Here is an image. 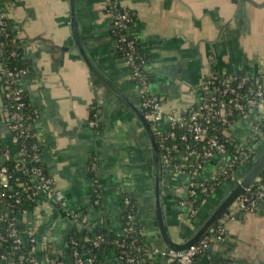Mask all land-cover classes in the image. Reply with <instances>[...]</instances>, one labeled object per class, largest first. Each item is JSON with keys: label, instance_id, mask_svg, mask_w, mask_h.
<instances>
[{"label": "crops", "instance_id": "1", "mask_svg": "<svg viewBox=\"0 0 264 264\" xmlns=\"http://www.w3.org/2000/svg\"><path fill=\"white\" fill-rule=\"evenodd\" d=\"M74 5L76 31L94 66L140 108L138 87L117 56L104 0H74ZM124 6L136 17L133 32L148 56L152 91L164 99L166 112H183L199 102L209 68L223 75L254 74L264 60V0H124ZM2 11L7 12L10 30L23 41L29 63L20 85L35 113V131L44 142L43 165L67 200V214L56 219L52 212L35 228L38 240L51 236L61 248L75 216L80 225L85 219L94 227L122 229V205L128 200L140 209L134 230L161 253L145 264H169L163 256L167 247L160 241L153 156L146 136L127 104L82 59L75 46L71 0H11L7 11L2 4ZM93 121L97 127L91 126ZM236 134L247 135L243 130ZM214 172V164L207 165L203 179L212 180ZM92 175L100 191L96 201ZM167 177L163 213L172 238L182 242L233 183L226 181L216 190L190 225L180 206L186 180ZM35 208L26 204L21 211L19 223L26 232L34 225ZM65 215L72 216L71 221L61 218ZM200 261L264 264V199L254 213H237L225 239ZM98 262L118 264L110 249L98 254Z\"/></svg>", "mask_w": 264, "mask_h": 264}, {"label": "built area", "instance_id": "2", "mask_svg": "<svg viewBox=\"0 0 264 264\" xmlns=\"http://www.w3.org/2000/svg\"><path fill=\"white\" fill-rule=\"evenodd\" d=\"M104 2L105 12L111 18L117 51L122 52V60L130 69L131 79L138 87L140 109L150 123L161 150L164 172L171 179L186 180V195L181 199L180 206L185 210L184 220L191 225L200 209L195 203L215 192L208 184L221 177L232 183L237 182L241 177L238 176L239 170L255 162L264 146V60L260 61L254 74L223 75L209 68L200 85L199 102L183 112H166L165 101L153 93L152 84L148 80L147 65L138 55L140 44L134 35L133 21L129 10L124 6V0ZM10 3L11 0H0V61L4 57L1 36L10 28L7 12L2 11V4L7 11ZM27 74L26 70L12 71L0 64V222L6 220L1 210L4 198H15L17 205L36 206L35 222L26 232L25 240L30 245L37 244V247H32L30 257L20 259L19 264H38L39 254L43 253L48 245L53 244V239L50 236L39 241L35 228L46 222L55 210L59 215L67 214V200L45 169L35 166V163L42 161L44 142L35 131V113L26 112V94L20 82ZM91 126L97 127L98 122L93 121ZM239 130H243L247 135L238 138L236 131ZM1 146H5L4 149H1ZM8 161H13L16 170L24 171L34 180L35 189L24 183L13 185L12 174L3 165V162ZM30 164L31 167L27 168ZM209 164H214L215 172L212 180L206 181L203 174ZM260 182L258 179L230 206L212 234L186 251L164 252L163 256L167 262L224 264L202 263L200 259L225 239L228 225L237 213L252 214L256 211L259 202L264 199V185ZM13 187L20 188L26 199L7 195ZM125 203L130 205L128 200ZM75 219L78 224V216H75ZM135 220L129 216L127 224H134ZM85 224L86 220L83 219L81 225H78L84 229ZM23 233L25 232L20 235L17 229H11L7 234L0 231V244L10 239L13 241V251L17 252L23 244ZM102 243L103 239L98 238L93 241V246L100 248ZM116 244L120 248V252L115 253L118 264H145L152 256L161 254L159 250L149 247L146 250L144 246L135 244ZM53 253L62 255L60 248L54 249ZM35 254L38 259H35ZM48 263L54 264V261ZM0 264L10 263L5 257H1ZM74 264L93 262H84L79 254L75 253Z\"/></svg>", "mask_w": 264, "mask_h": 264}, {"label": "trees", "instance_id": "3", "mask_svg": "<svg viewBox=\"0 0 264 264\" xmlns=\"http://www.w3.org/2000/svg\"><path fill=\"white\" fill-rule=\"evenodd\" d=\"M131 18H132V25L134 27L136 17L135 15L129 11ZM1 39L4 43V57L3 60L0 61V64H3L6 68L16 71V70H26L29 72V63L25 59L24 56V50H23V41L17 38L15 34L10 30V28L7 30L5 34L1 36ZM115 40V38H114ZM138 55L141 60H143L146 65H148V56H146L140 49L139 45ZM117 56L119 59H123L122 52L117 51ZM148 73V80L152 83V78L149 72ZM26 94V93H25ZM26 102H27V111L28 113H31L30 104L28 100V96L26 95ZM29 144V143H27ZM5 146H1V149H4ZM3 165L6 166L10 173L12 174V183L13 185L24 183L28 187H32L35 189V182L34 180L24 171H18L14 168V162L8 161L3 162ZM41 166L45 169L43 165V161L39 163H35V166ZM27 168L31 167L30 165L26 166ZM247 167V166H246ZM46 171V169H45ZM47 173V171H46ZM245 173V172H244ZM48 174V173H47ZM92 182L93 185L91 186L92 193H93V200L96 201L97 197L100 194V191L98 189V185L95 182V176L92 175ZM227 179L225 177L219 178L216 182L208 184L209 187L214 189L215 191L218 190ZM260 183L264 185V174H262L260 178ZM7 195L10 196H18L22 197V199H26L25 194L22 193V190L17 187L11 188L9 192H7ZM213 195V193L202 200H198L195 204L197 207H201L204 205V200L210 199V197ZM26 202V201H24ZM26 204H20L17 205L15 203V198H4L1 203V210L3 215L5 216V221L0 222V231L4 234H7L8 231L11 229H17L18 232H26V230L22 229V225L19 223V217L21 214V211L23 210L24 206ZM122 212H123V228L121 229H114L110 230L106 226H97L94 227L91 221H86V224L84 225L83 231H79L76 227L71 228L68 230V232L65 235L64 243L62 247L60 248L62 251V255L59 256L57 254H54V249H58L56 244H50L48 245L47 249H45L41 256V261L38 262V264H50L48 261H54V264H74V254L78 253L79 257L84 262H93V264H99L98 262V254L104 250V249H110L114 253L120 252V248L116 244L118 243H126L127 245L131 246L132 244H135V246H144V248L147 250V248L151 247L147 244L145 238L141 237V235L134 230L133 224H127V217H132L133 220L137 219L140 209L139 206L133 203H130V205H126L123 203L122 205ZM130 228L132 230H130ZM102 238L103 243L100 248H95L93 246V241ZM23 244L21 246V249L17 252L13 251V241L8 240L7 242L0 244V258L5 257L10 264H19L20 259H27L30 257V252L32 247H37V244L35 246L30 245L27 240L22 238ZM145 244L147 246H145ZM35 259H38V255L35 254ZM212 262V261H211ZM209 262V263H211ZM213 263H224V264H231L228 261H213Z\"/></svg>", "mask_w": 264, "mask_h": 264}, {"label": "water", "instance_id": "4", "mask_svg": "<svg viewBox=\"0 0 264 264\" xmlns=\"http://www.w3.org/2000/svg\"><path fill=\"white\" fill-rule=\"evenodd\" d=\"M257 6V4H256ZM71 9H72V28L74 32L75 38V46L79 50L82 59L85 61L90 71L96 76L111 92L121 98L127 106L131 109L135 117L141 123L144 134L146 136L147 144L151 150V154L153 156V164H154V199H155V207H156V217L157 223L160 230V241L165 244L167 250H172L176 252H183L191 248L192 246L201 242L204 238L212 234L218 222L221 218L227 213L230 206L244 194L246 190H248L251 186H253L258 179L261 178L262 174H264V146L261 149V152L255 162L248 166L247 172H245L237 182L232 184L231 190L220 199L216 207L209 213V215L197 226L188 237H186L182 242L175 241L169 231V227L167 225V220L163 213L162 207V199L164 194V184L165 180H167V176L165 175L163 168V159L162 153L159 149L158 142L156 136L151 128L150 123L147 121L145 115L142 110L135 105H133L129 100H127L94 66L93 62L89 58L88 52L85 50L79 35L76 31L78 23L76 20V11L74 0H71ZM52 208L55 207L50 204ZM59 216L57 210H55V218ZM66 221H71L68 216H62ZM74 227H76L79 231H83V228L76 224V222H72ZM26 239V236H24ZM40 243V242H39ZM42 253L39 254L38 261H41Z\"/></svg>", "mask_w": 264, "mask_h": 264}, {"label": "rangeland", "instance_id": "5", "mask_svg": "<svg viewBox=\"0 0 264 264\" xmlns=\"http://www.w3.org/2000/svg\"><path fill=\"white\" fill-rule=\"evenodd\" d=\"M247 170H248V167H246V166H244V167H242L240 170H239V172H238V176H242L243 174H244V172H247ZM202 207V206H201ZM200 207V208H201Z\"/></svg>", "mask_w": 264, "mask_h": 264}]
</instances>
